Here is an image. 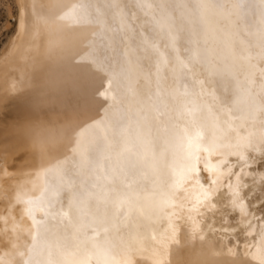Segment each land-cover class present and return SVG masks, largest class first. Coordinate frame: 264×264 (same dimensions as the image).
<instances>
[{
	"label": "snow or ice",
	"instance_id": "6c2138e0",
	"mask_svg": "<svg viewBox=\"0 0 264 264\" xmlns=\"http://www.w3.org/2000/svg\"><path fill=\"white\" fill-rule=\"evenodd\" d=\"M61 19L99 26L76 62L107 74L110 87L99 95L115 92L121 99H110L103 118L77 133L71 167L58 161L49 170L57 183L33 202L49 211L46 221H36L32 264L36 257H43L40 264H60L52 253L64 245L80 250L76 233L84 227L93 235L83 250L100 264L113 238L150 241L151 233L165 230L164 209L176 194L169 186L180 185L185 171L199 172L194 161L202 146L209 152L226 146L233 125L244 129L247 120L264 127V101L258 99L264 92V0H248L246 8L238 0H81ZM153 22L167 34H156V45L148 40ZM140 64L149 74L157 69L155 101ZM169 80L173 90L164 92L161 84ZM185 87L199 96V115L193 100L183 105L191 114L183 115ZM156 109L167 118L163 133ZM181 124L186 156L174 151ZM178 156L184 162L179 174L170 163Z\"/></svg>",
	"mask_w": 264,
	"mask_h": 264
},
{
	"label": "bare ground",
	"instance_id": "6f19581e",
	"mask_svg": "<svg viewBox=\"0 0 264 264\" xmlns=\"http://www.w3.org/2000/svg\"><path fill=\"white\" fill-rule=\"evenodd\" d=\"M80 2L16 0L17 26L0 58V264H32L36 221H46L49 211L47 205L33 202L57 183L49 170L58 161L71 167L77 133L103 118L110 99H121L115 92L99 95L110 87L107 74L76 62L90 50L88 41L99 31L98 25H73L61 19ZM238 2L242 8L248 6V0ZM148 27L154 33L148 37L150 45L157 44L156 34L167 38L159 24ZM139 70L149 75L146 83L155 101L156 67L150 74L142 64ZM161 88L173 90L170 80ZM181 91L183 115L191 114L183 108L189 100L195 101L199 115V96L186 87ZM258 99L264 101V92ZM154 115L165 132L167 118L160 109ZM185 127L175 126L174 151L179 156L189 151L180 139ZM223 144L212 152L202 146L194 161L199 172L185 171L180 185L169 186L176 194L169 196L172 202L164 209L161 234L153 232L154 239L130 244L113 238L100 264H264V155L260 154L264 127L258 120L245 121L244 129L233 125ZM179 156L170 162L178 174L184 167ZM92 235L87 227L81 228L76 233L80 250L64 245L59 254L53 250L52 260L97 264V256L83 250V242ZM42 259L36 257L35 264Z\"/></svg>",
	"mask_w": 264,
	"mask_h": 264
},
{
	"label": "rangeland",
	"instance_id": "374dc122",
	"mask_svg": "<svg viewBox=\"0 0 264 264\" xmlns=\"http://www.w3.org/2000/svg\"><path fill=\"white\" fill-rule=\"evenodd\" d=\"M16 15V0H0V58L9 46L8 43L10 44L16 29Z\"/></svg>",
	"mask_w": 264,
	"mask_h": 264
}]
</instances>
